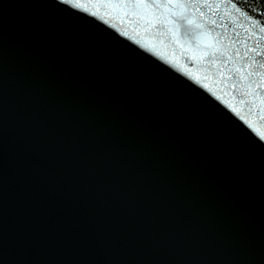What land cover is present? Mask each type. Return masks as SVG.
<instances>
[{
	"label": "water",
	"instance_id": "water-1",
	"mask_svg": "<svg viewBox=\"0 0 264 264\" xmlns=\"http://www.w3.org/2000/svg\"><path fill=\"white\" fill-rule=\"evenodd\" d=\"M261 29L264 0H0V264H264Z\"/></svg>",
	"mask_w": 264,
	"mask_h": 264
},
{
	"label": "snow or ice",
	"instance_id": "snow-or-ice-1",
	"mask_svg": "<svg viewBox=\"0 0 264 264\" xmlns=\"http://www.w3.org/2000/svg\"><path fill=\"white\" fill-rule=\"evenodd\" d=\"M193 23L194 22L192 20H187V24L191 25ZM196 27L199 28L200 25L197 24ZM261 30L264 31V29H261ZM249 51H255V50L254 49H249ZM257 55H259V53H257ZM248 67H250V65H246L245 66V69H247ZM261 67L264 68V64H262ZM235 71L241 72V69L240 68H237ZM253 74L259 75V73H249V75H253ZM262 79H264V78H262ZM257 87H260V85L258 84Z\"/></svg>",
	"mask_w": 264,
	"mask_h": 264
}]
</instances>
